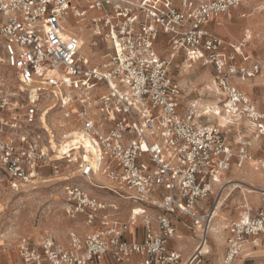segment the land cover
<instances>
[{"label":"built area","instance_id":"obj_1","mask_svg":"<svg viewBox=\"0 0 264 264\" xmlns=\"http://www.w3.org/2000/svg\"><path fill=\"white\" fill-rule=\"evenodd\" d=\"M80 1L0 0V172L19 191L42 168L56 170L57 147L44 140L41 116L57 106L74 123L66 138L81 140L63 158L76 164L75 176L131 206L122 220L114 202L80 182L67 183L62 210L71 219L82 217L87 232H70L66 244L51 236L37 245L21 239L16 264H182L180 252L169 246L174 219L189 217L201 229L199 243L205 242L209 212L200 214V203L222 191L223 174L255 160L264 171V158L248 152L244 137L233 144L228 136L246 120L264 139V109L235 84L264 71V59L244 52L250 33L226 53L209 27L246 0H82L94 14ZM70 17L73 22H66ZM80 22L93 35L91 46L106 51L97 66L80 55V33H65ZM159 35L167 58L156 53ZM179 53L189 65L213 70L220 110L209 113L196 100L182 104V88L169 74ZM98 85L104 91L96 94ZM44 101L50 106L42 110ZM219 113L226 125L201 122L215 121ZM97 175L113 185L96 182ZM246 210L224 227L225 264L264 235V200L256 211ZM135 227L141 240H125Z\"/></svg>","mask_w":264,"mask_h":264},{"label":"rangeland","instance_id":"obj_2","mask_svg":"<svg viewBox=\"0 0 264 264\" xmlns=\"http://www.w3.org/2000/svg\"><path fill=\"white\" fill-rule=\"evenodd\" d=\"M81 1L80 5L87 8L90 14H94L91 11L90 6L84 1ZM246 1L241 5L229 10L231 13V17L229 19L227 16H224L225 14L221 16L222 18L220 17L221 19H219L218 22H221L222 25L218 27L216 24H213L211 30H213L223 41V48L225 52L231 53L232 48L230 47V44L234 45L242 40L243 34L241 31L244 28V25L246 26L247 24V19H242V17L240 18V15L251 13L255 20L249 24H251L252 27L261 26L263 28V32L257 33V36L256 33L253 34L252 32V39L247 43L245 50L249 55H251L252 60H263L264 10L256 9L255 6L263 3L264 0ZM66 22H73L72 18L70 17ZM68 30L71 32L78 31L80 35H82L81 52L82 55L87 59L88 66H97L105 59L106 51L101 45H99V47L91 46L90 50H87V47L89 48L90 46L89 42L93 40V35L91 34L90 30L84 27L83 22L78 23V25H76L74 28L69 26ZM84 40L86 41V44L83 42ZM164 41V36L159 35L158 41L155 45L156 53L161 58H167L168 56V47ZM84 53H86L87 56ZM235 62H239L238 57H236ZM207 71L213 80L214 72L210 67L201 66L200 63H192L189 65L188 62H185L184 56L181 53L177 54L170 61L169 74L175 81L179 83L180 87L182 88L181 101L184 106H186L189 101L198 97H215L214 93H208L206 91L198 93L197 91V89L201 88L206 82L205 79H202L201 75ZM186 73L187 75H185ZM184 77L194 82L195 86L192 92H188L187 88L182 85L181 79ZM262 83H264V81H262ZM103 91L104 87L102 85H98V87L94 90L96 94ZM253 91L255 92V89H253ZM49 104V101L42 102V110H45L47 107H49ZM76 104L77 102H75V105ZM207 120L212 121L210 119ZM41 121L48 130L47 133H43L42 136L44 140L46 138V141H50V145L52 147L58 148L61 142H67L66 136L75 129L73 121L71 119L68 120L64 118L61 115V110H59L57 106L48 111L44 118L41 116ZM245 121L246 120L241 121L240 125L238 126V129L240 130L239 135L245 137L247 140H253L252 138L254 135H250L251 130L248 129ZM236 130L237 128L235 127L231 128V132L229 134L231 140H237ZM257 139L258 141L254 145V148L261 147V149L255 152V158H262L264 157V140L261 137H258ZM43 144H46V142ZM53 164L56 166L55 171L50 166L47 168H42L40 171V176L36 178L31 184L22 188L20 187L19 191L12 190L8 185V182L5 180L3 173L0 172V207H3V211H0V263L16 264V262L20 260L17 254L16 246L21 239L26 240L31 245H37L43 237L51 236L54 237L58 242L66 244L68 240V234L70 232H73L76 235H82L84 232H87V229L85 228L86 226L82 223V217L71 219L62 210L63 186L72 181L80 182L83 186L88 188L90 194L105 198L107 201L109 200L114 202L117 209L119 210L117 212V217L122 220L126 218L128 209L131 206L129 201L120 197H116L110 192L109 189L105 188L97 190L90 187L85 181L80 179L78 180V178L75 176L76 164H68L64 159L57 160ZM248 171H250L249 166L241 169L239 172L230 173V175H233L234 177L241 180L243 186L245 187L252 186L264 188V186L251 181ZM65 177L68 179H64ZM95 181L100 182L105 186H110L105 182V180H100L97 176ZM238 191L239 189H235L231 192L228 198L221 199V206H219L218 212L215 214L216 222H221L224 224V226H227L231 221L236 220L239 215H241L242 212L246 210V208L243 207L242 196ZM220 196V193L217 192V194H213L210 199L207 200L206 204H204L205 212H209V210L212 209L215 202L220 199ZM248 200L250 203V209L254 212L263 202L264 196H261V198L257 199H252L251 196H248ZM137 206L144 207L142 204H138ZM148 210L152 211L151 209ZM174 225L176 234H179L182 237L179 240L174 238V242L171 243V247L180 252L182 258L181 263H183L185 256L188 255L190 250L200 242L201 229L193 226L192 220L187 216H178L176 219H174ZM224 226L222 228V236L219 247L217 246L216 242L211 240L207 234L206 240L210 244L212 252L196 257L192 264H225L223 262L225 237ZM178 242L182 244V246L179 248L177 247ZM218 248L220 249L219 253H217ZM247 253L249 255L244 256ZM9 256H14L11 261L9 260ZM231 264H264V235L259 238L258 246H250V248L246 249V251H244Z\"/></svg>","mask_w":264,"mask_h":264},{"label":"bare ground","instance_id":"obj_3","mask_svg":"<svg viewBox=\"0 0 264 264\" xmlns=\"http://www.w3.org/2000/svg\"><path fill=\"white\" fill-rule=\"evenodd\" d=\"M245 2V1H244ZM247 2V1H246ZM256 9H261V10H264V2L263 3H260L258 4L257 6H255ZM255 11V10H254ZM245 13V12H244ZM224 16H227L228 19L231 17V13H227L225 14ZM242 17L243 18H246L247 19V24L246 26L244 25V28L242 29V34L244 37V34L246 33H250L251 34V39H252V36L254 33H256V36H257V33H262L263 32V28L261 26H254L252 27L251 22H253L255 19L252 17V14L251 13H246V14H241L240 15V18ZM222 18V17H221ZM219 18V19H221ZM216 20L215 24L219 27L222 25L221 22H218V20ZM223 20V19H222ZM224 24V23H223ZM260 24V23H259ZM251 27V28H250ZM66 28V32L65 33H69L71 32L70 30H68V27H65ZM252 30V31H251ZM240 32V31H239ZM238 32V33H239ZM253 32V34H252ZM80 37V40H81V46H82V35H79ZM83 42H85L86 44V41L84 40ZM89 42V41H88ZM88 44V43H87ZM90 46L89 48L87 47V50L89 51L90 50V47H91V42H89ZM81 46H80V55H82V52H81ZM87 46V45H86ZM85 48V47H84ZM86 56L87 54L84 53ZM89 54V53H88ZM84 59H86L84 56H83ZM87 61V59H86ZM187 62V61H185ZM186 65V64H185ZM185 67V66H184ZM186 71V70H185ZM184 71V72H185ZM262 73H264V71H262ZM260 74V73H259ZM187 75V73L185 74ZM257 76V75H256ZM263 76V75H262ZM186 77V76H185ZM182 78L181 79V83L184 87L187 88L188 92H192L194 90V82H192L191 80H189L188 78ZM188 77V76H187ZM200 77V76H199ZM202 79H205L206 82L203 84V86L201 88H198L197 91L198 93H201L202 91H206L208 93H214V96L217 97H212V98H203V97H198V98H195L194 100L197 101V103L200 105V106H204V108L207 109V111L210 113L211 111L212 112H215V111H218L220 110V105L219 103L222 101L221 97L217 96L216 93H220L219 92V89L217 88L215 82H214V79L212 80V78L210 77V74L209 72H204L202 73L201 75ZM256 79V78H255ZM254 79V81H255ZM195 81V80H194ZM262 81V80H261ZM264 81V80H263ZM256 83V82H255ZM185 88V89H186ZM245 90V88H244ZM221 99V100H220ZM42 118H44V116H42ZM210 119L212 118L211 116L209 117ZM42 122V121H41ZM215 122L218 123L219 125H226L227 123V117L225 116V114H222V113H219L218 116L215 118ZM43 123V122H42ZM239 125V122L237 123ZM245 124L246 126L248 127L249 130H251V127H249L248 125V122L245 121ZM237 127V130L238 129V126ZM240 133V132H239ZM239 133L236 135V139H239L241 137V135H239ZM252 133H250L251 135ZM65 139V138H64ZM67 142L63 143L61 142L60 145L58 146L57 148V151H58V156H57V160H61L67 156L70 155V152L71 150L73 149H77L78 147H75V145L78 143V142H81V140L75 138V139H70V140H66ZM258 139L254 136L253 137V141H252V145L254 147V145L257 143ZM82 143L85 145L86 148L89 149L88 145L86 144L85 141H82ZM258 145V144H257ZM249 163H253L252 165H248L250 167V171H248V174H250V177H251V181H253V183H256V184H259V185H262L264 186V171H261L260 169L257 168V161H250ZM252 168V169H251ZM238 170V171H237ZM237 170H234V172H239L241 169H237ZM97 177L100 179V180H105L106 183H108L110 186H112L113 184L110 183L108 180L104 179L103 177L97 175ZM240 178V177H239ZM66 179V178H64ZM224 183V187L222 189V191L220 192V199L218 201L215 202L214 206L212 207V209L209 210V215H208V218H209V222H208V229H207V234L208 236L211 238V240H213L214 242H216L217 246L219 247V244H220V241H221V236H222V228L224 226L223 223L221 222H216L215 220V214L218 212V208L221 203V199H226L230 196L231 192L234 191L235 189H239V193L240 195L242 196V202H243V207H245L246 209L250 208V203H249V200H248V196H251L252 199H257V198H261V196H264V188H257V187H252V186H249V187H245L243 186L241 180H239L238 178L234 177L233 175H225L221 180H220V183ZM223 185V184H222ZM35 188V187H34ZM0 211H3V207H0ZM247 210L243 211L242 214L244 212H246ZM215 220V221H214ZM225 227V226H224ZM182 236L179 235V234H176L175 236V239L176 240H179ZM189 238V237H188ZM177 244V243H176ZM176 246V245H175ZM182 244L178 242L177 244V247H181ZM184 246V245H183ZM186 252V250H185ZM212 252V248L210 246V244L208 243V241L206 240L205 242H201V243H198L196 244L191 250L190 252L188 253V255L185 256V258L183 259V263L182 264H192V262L194 261V259L198 256H202L204 254H209ZM220 252V249L218 248L217 249V253ZM196 254V256L193 257V255ZM249 254H245L244 256H248ZM197 261V260H196Z\"/></svg>","mask_w":264,"mask_h":264},{"label":"crops","instance_id":"obj_4","mask_svg":"<svg viewBox=\"0 0 264 264\" xmlns=\"http://www.w3.org/2000/svg\"><path fill=\"white\" fill-rule=\"evenodd\" d=\"M213 24H215V23L209 24V27L211 28L213 26ZM244 52L248 54V52L245 49H244ZM254 79H255V81H254ZM261 80L262 81L264 80V73H262V72L260 74H257V76L255 75V76H252V77H242V78H238V79H236L235 84L237 85L238 89L241 92H243L251 101L255 102L257 108L264 109V83H262ZM242 85H244V86H242ZM244 88H245V90H244ZM253 89H255V92L253 91ZM208 119H210V118H208ZM210 120H212V119H210ZM201 122H215V121L214 120L208 121L206 118H204V119L201 120ZM230 132H231V129H230ZM230 132H229V134H230ZM229 134H228V136H229ZM244 140H247V139H244ZM231 141H232L233 144L236 143L235 140H231ZM247 141L249 142L248 152L255 158V152L257 150H260L261 147L260 148H254V147H252V141L253 140H247ZM234 148H236V145H234ZM262 158H264V157H262ZM255 159H261V158H255ZM250 164L252 165L253 163H249V162L244 163L243 167H241V168H237L235 165H232L231 168L227 172H225L223 174V176L221 177V179L226 174L227 175H230V173H234V170L244 169L245 167H247ZM222 184H223V187H224V183L223 182L220 183V185H222ZM209 199H210V197L207 198V199H205V200H203L200 203V213H205L204 204H206L207 200H209ZM123 238L125 240H127V241H137V240H141V238H142V230H141L140 227L131 228L127 233L124 234ZM173 242H174V239H172L169 242V246L170 247H171V243H173ZM171 248L174 249L173 247H171ZM13 257L14 256H11V257L9 256V260L11 261V259ZM7 258H8V256H7ZM2 264H4V263H2Z\"/></svg>","mask_w":264,"mask_h":264}]
</instances>
